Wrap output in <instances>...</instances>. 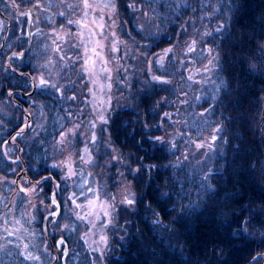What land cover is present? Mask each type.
Returning <instances> with one entry per match:
<instances>
[{"label":"trees","instance_id":"16d2710c","mask_svg":"<svg viewBox=\"0 0 264 264\" xmlns=\"http://www.w3.org/2000/svg\"><path fill=\"white\" fill-rule=\"evenodd\" d=\"M162 1L149 0L147 9L151 12L147 14L150 18L145 26L127 34L135 49L130 55L140 51L145 56L147 50L155 49L153 45L162 35L163 44L159 49L170 46L175 57L192 61L200 60L203 53L207 55L211 51L212 56L215 54L214 63L210 61L212 68L199 82L194 79L192 83L189 76L183 81L190 90L188 95L178 96L174 101L177 112L172 122V138L151 137L154 131H147L144 125L149 119L152 126L156 123L154 107L160 95L165 97L169 93L171 98L173 91L157 87L147 75L143 78L136 75L129 81L125 75L121 79L120 95L124 98L121 102L117 100L116 107L114 103L109 113L111 124L104 133L118 149L115 165L126 167L133 178L138 174L139 180L133 181L137 190L135 207L127 213L119 210L120 217L125 215L123 219L116 212L112 216L110 236L114 239L110 244L119 257L107 255L106 261L112 264H243L245 261L260 264L264 252V0H203L206 10L203 14L196 13L193 22L190 15L195 14L196 0ZM210 11L218 16L208 17ZM1 16L6 31L2 29L0 33V88L4 80H12L13 93L5 87L9 89V93L4 91L6 99L12 96L18 102L11 99V103L21 112L29 113L21 92L30 89L31 80L5 68L2 53L7 40L13 48L22 46L20 40L13 42L22 26L19 27V20L12 14ZM187 16L191 26H198L197 34L205 32L207 39L208 28H204L208 20L211 30L219 31L214 37L217 40L213 38L204 43L192 36L200 49L194 45L189 53L185 43L190 34L181 26ZM160 18L164 20L161 22ZM171 20L175 22L160 31L164 26L161 23ZM7 27L10 28L8 36ZM2 35H6L5 39ZM31 55H34L32 49L24 54L23 61ZM12 65L22 68L21 64ZM166 68L157 75L165 76L168 72L171 76V69ZM62 78V92L55 94V98L40 100L35 108L37 114L45 112L49 127L61 120L56 114L58 110L67 105L74 108L87 104L85 82L74 71L68 76L63 73ZM35 90L32 97L37 93ZM200 97L203 106L196 102ZM6 120L4 135L7 136L19 118L13 115ZM79 122H82L80 117ZM200 124L207 126L202 133L195 128ZM203 133L207 134L206 143L213 142L207 144V150L200 144L199 136ZM107 139H102L105 146L109 143ZM33 148L37 149L32 144L29 151ZM103 151L105 147H100L96 154ZM30 162H26L28 169L44 172L41 163L30 167ZM7 164L0 160V173L7 174L4 167Z\"/></svg>","mask_w":264,"mask_h":264},{"label":"rangeland","instance_id":"374dc122","mask_svg":"<svg viewBox=\"0 0 264 264\" xmlns=\"http://www.w3.org/2000/svg\"><path fill=\"white\" fill-rule=\"evenodd\" d=\"M98 1V4L93 5V13L74 26L79 30H77L78 41H74L76 33L72 30L73 26L68 24V20H71L73 24V11L68 6L65 7L63 2L56 9L52 7L53 13L57 10L61 14L62 25L53 23L51 31L45 35V40L42 35L38 37L33 35L35 41L32 47L35 51L37 49L36 57L25 61L23 65L28 67L31 81L34 82L37 92L33 97L31 94L23 97L26 98L28 109L24 108L29 110L28 116H24L11 103V99H6L5 92L9 93L12 80H4L0 88V160L8 162L4 166L7 174L0 173V264H52L57 254L60 257L56 249L49 252L51 244L46 241L41 230L43 217L44 222L49 221L56 228L53 237L57 239L58 236H62L67 239V245L70 244L71 252L68 260L71 264H112L106 263L103 257L104 249L109 241L110 220L115 212L118 214V211L122 210L127 213L135 207L137 190L133 181L136 183L139 180L138 174L133 178L126 167L115 165L118 149L110 146V149H106L96 158L95 152L99 150L100 145H105L102 137H108L104 133L107 120L105 111L108 108V88L113 85L111 84L112 75L124 74L126 71L128 72L125 75L129 73L142 75L146 71V74L149 73L151 77L167 81L166 88L168 91L169 88L173 91V97L168 98L169 93L165 96L166 98L160 95L162 97L154 107L157 114L156 123L152 126V120L149 119L144 127L147 131L153 130L159 138L165 136L172 138L174 133L163 132L162 126L166 120L174 118L171 112L174 110L176 105L174 101L177 97L188 95L190 86L183 81L186 80V76H189L192 83L194 79L199 82L212 68L210 61L214 63L215 54L212 56L211 51H208L207 55L203 53L200 60L192 61L183 56L175 57L173 48L167 46L169 49L163 48V56L156 59L145 58L149 64L147 68L138 55H129L120 62L126 64L125 71L117 72L119 61L112 60L105 46L110 44L109 49L111 47L110 41L106 39L107 17L111 12L107 0ZM196 1V9L193 10L195 14L190 15L192 22L195 21L193 17L196 13L203 14L206 10L203 8V0ZM148 2L149 0H145L146 5ZM170 8L173 10L171 6ZM199 8L202 12H199ZM11 14H13L12 10L5 6L3 0H0V33L6 28L5 20L1 15L10 16ZM207 16L215 17L218 14L215 15L210 11ZM57 18L55 16V19ZM51 19L49 14L47 21L50 22ZM160 20L162 22L164 19L160 18ZM151 21L154 23L153 20ZM188 21L187 16L181 21V26L184 32L190 34V38L185 43L190 53L194 45L198 50L200 49V45H197L191 37L194 36L206 42V34L200 32L201 34L198 35L195 30L198 26H191L190 21L188 25ZM174 22L175 20L161 23V26L164 25L162 29H168L169 24ZM206 22L210 27V22L208 20ZM7 28L8 36L10 28ZM5 31L6 29L4 33ZM218 32L215 31L211 36L210 32H206L210 36L208 40L218 36ZM20 34L25 36L23 26ZM172 37L175 40V36ZM48 39L51 41L50 44L47 42ZM161 41H163L162 35L159 41L154 43L155 49L162 46ZM214 42L219 46L217 41ZM0 47L2 48V44ZM10 48V40H7L2 53L5 55ZM110 50L116 54L113 49ZM7 63L20 66L22 61L9 60L5 61L4 65ZM159 64L166 67L169 64L167 69H171L172 77L168 79L157 76L154 67ZM73 71L80 78H87L85 83L89 82L88 121L80 123L72 105H67L56 113L61 116V120L56 121L53 127H49L45 122V112L41 111L37 114L35 108L40 100L55 98V94L58 96L62 92L61 87L64 82L62 74L65 73L68 76L70 73L73 74ZM12 75L15 77V74ZM109 78L110 82H108ZM41 80L47 83L41 85ZM120 97L124 98L121 95ZM13 115L19 118V122L13 125L15 128H12L11 133L6 136L4 135L7 128L6 118ZM206 137L207 134L200 142L203 149L207 148L206 141H203ZM32 144L37 149L33 148L30 152L29 146ZM192 145L195 146L197 143ZM27 161H31L30 167L41 163L44 172L40 173L34 168L28 169ZM48 172L54 175V181L47 179ZM52 187L60 203V210L54 215L55 220H53L54 216H44L45 212L53 209V206L48 203V194ZM119 218L123 219L125 215L123 217L119 215ZM45 233L47 236L51 235L48 229H45ZM111 239H114V236ZM243 264H246V261Z\"/></svg>","mask_w":264,"mask_h":264},{"label":"flooded vegetation","instance_id":"af4514ba","mask_svg":"<svg viewBox=\"0 0 264 264\" xmlns=\"http://www.w3.org/2000/svg\"><path fill=\"white\" fill-rule=\"evenodd\" d=\"M3 1L5 6L12 10L13 15L19 19V27H21V24L23 23V26L27 25L30 29L33 30L32 33L40 29H46V26L52 25L53 23H56V25H62L63 20L61 18V14L57 10H55L54 13L52 12V7L56 9V7L61 2H63L65 7H67V5H70V7L73 8L72 15L74 16V20L73 24H71V20H68L69 26H75L81 19L88 15H91L93 13V5L98 4L99 2L98 0ZM107 5H109L108 8L111 12V14L107 17V27L113 29L115 34L117 35H126L128 33H131V31L135 30L136 28L145 26L147 18H150L147 14L151 11L147 9L145 0H107ZM49 14H51L52 17L50 22L47 21ZM55 16H57L58 18L55 19ZM116 29L123 30L119 32ZM75 30H78V28H76ZM148 51L149 52H147L145 56L140 51H135L134 55H138L139 59L143 63L147 61L145 60L146 57H152L154 59L161 57V53L158 52L157 49H151ZM154 68L163 69L162 64H159ZM53 240L54 238L52 237L48 238V241L50 243ZM51 249L53 248L51 247ZM117 256H119V253H117Z\"/></svg>","mask_w":264,"mask_h":264},{"label":"water","instance_id":"95a60500","mask_svg":"<svg viewBox=\"0 0 264 264\" xmlns=\"http://www.w3.org/2000/svg\"><path fill=\"white\" fill-rule=\"evenodd\" d=\"M17 55L19 56L20 54H17ZM50 198H51V201L57 206L56 201L52 198V194H50ZM51 214H53V213H51ZM61 264H64L63 256H61Z\"/></svg>","mask_w":264,"mask_h":264},{"label":"snow or ice","instance_id":"6c2138e0","mask_svg":"<svg viewBox=\"0 0 264 264\" xmlns=\"http://www.w3.org/2000/svg\"><path fill=\"white\" fill-rule=\"evenodd\" d=\"M46 83H47V82L44 81V80H41V81H40V84H41V85H45ZM129 203H131V201H129Z\"/></svg>","mask_w":264,"mask_h":264},{"label":"bare ground","instance_id":"6f19581e","mask_svg":"<svg viewBox=\"0 0 264 264\" xmlns=\"http://www.w3.org/2000/svg\"><path fill=\"white\" fill-rule=\"evenodd\" d=\"M264 117V116H263ZM263 133V132H262ZM49 217V216H48Z\"/></svg>","mask_w":264,"mask_h":264}]
</instances>
